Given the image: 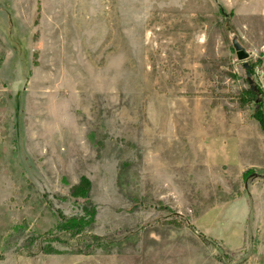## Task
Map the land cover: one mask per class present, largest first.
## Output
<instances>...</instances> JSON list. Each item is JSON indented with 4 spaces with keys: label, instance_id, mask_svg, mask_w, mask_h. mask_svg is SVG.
Instances as JSON below:
<instances>
[{
    "label": "rangeland",
    "instance_id": "374dc122",
    "mask_svg": "<svg viewBox=\"0 0 264 264\" xmlns=\"http://www.w3.org/2000/svg\"><path fill=\"white\" fill-rule=\"evenodd\" d=\"M0 264H264V0H0Z\"/></svg>",
    "mask_w": 264,
    "mask_h": 264
},
{
    "label": "water",
    "instance_id": "95a60500",
    "mask_svg": "<svg viewBox=\"0 0 264 264\" xmlns=\"http://www.w3.org/2000/svg\"><path fill=\"white\" fill-rule=\"evenodd\" d=\"M232 45L235 50L237 60L243 62V67L246 70L247 81L249 84H251L252 81L249 72L250 67L246 62V60L249 58V53L239 44V42L236 39L233 40Z\"/></svg>",
    "mask_w": 264,
    "mask_h": 264
},
{
    "label": "trees",
    "instance_id": "16d2710c",
    "mask_svg": "<svg viewBox=\"0 0 264 264\" xmlns=\"http://www.w3.org/2000/svg\"><path fill=\"white\" fill-rule=\"evenodd\" d=\"M256 88L255 87H252V86H250V88L248 89V93L252 96V97H254L255 95H256ZM76 192H74L73 191V194H75ZM77 194V193H76ZM81 194H84V193H81Z\"/></svg>",
    "mask_w": 264,
    "mask_h": 264
}]
</instances>
